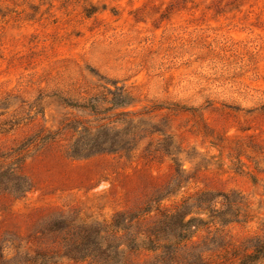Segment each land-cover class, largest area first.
<instances>
[{"label": "rangeland", "instance_id": "374dc122", "mask_svg": "<svg viewBox=\"0 0 264 264\" xmlns=\"http://www.w3.org/2000/svg\"><path fill=\"white\" fill-rule=\"evenodd\" d=\"M0 264H264V0H0Z\"/></svg>", "mask_w": 264, "mask_h": 264}]
</instances>
